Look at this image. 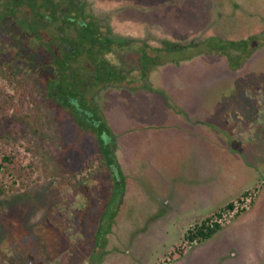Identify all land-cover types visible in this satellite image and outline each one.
<instances>
[{
	"label": "rangeland",
	"instance_id": "obj_1",
	"mask_svg": "<svg viewBox=\"0 0 264 264\" xmlns=\"http://www.w3.org/2000/svg\"><path fill=\"white\" fill-rule=\"evenodd\" d=\"M83 1L96 22L109 25L123 41L136 38L145 42L148 57L159 55L160 61L183 57V62L189 63L186 77L172 76L175 70L167 71L162 84L182 89L176 87L170 92L173 99L174 95L176 99L183 94L186 96L187 89L196 85L197 80H191L192 71L203 77L212 72L216 60H220L216 55H201L202 46L192 48L187 46L188 42L196 41L198 45L213 36L229 41L243 38L241 33L245 31L257 33L262 26L258 17L251 19V15L264 12V0ZM221 13L223 17L219 16ZM233 13L249 15L250 23L244 18L239 25L238 21L231 22L228 15ZM236 25L240 33L233 31ZM22 41L11 23L0 24V188L4 189L0 196V264H89L94 260H99L100 264H168L174 257L171 254L185 251L179 249L185 236L174 249L180 241L185 220L174 213L165 216L170 209L149 199L157 194L156 190L149 191L145 179L148 170L145 171L142 160L146 139L160 130L161 124L167 121L164 120L166 116L159 115L160 111L152 107V101H143L142 96L123 97L122 101L116 98L113 101L106 96L102 101L106 127L109 125L104 109L112 103L116 120L121 127L127 128L118 134L123 138V147L116 151V157L121 173H127L123 182L130 189L124 190L123 186L119 194L115 188L114 196H111V184L116 182H111L110 171L101 164L99 145L94 137L96 132L78 129L68 112L47 97L46 77L24 60L29 56L36 62L40 55L26 50L22 57L21 52L25 50ZM167 41L180 46L167 52ZM217 45L220 43L214 41L213 46ZM138 47L139 44L134 43L124 50L113 48L108 59L123 69L137 71L141 60ZM191 55L192 59L187 58ZM239 71L241 73L235 74L229 84L225 85L223 81L216 87L214 97H211L212 101L220 97L222 103L229 104L220 106L217 119L238 117L240 111L235 108L238 109L240 102L243 118L252 120L256 117L257 112L249 108L264 113V47L253 52L237 69ZM157 75L150 76L154 86L150 82L149 85L153 91L160 89ZM131 78L135 81L129 82L127 75L122 85L140 90L144 80L139 82L135 74ZM15 80L21 84L18 93L14 90ZM117 88L122 92L126 90L123 86ZM256 91H261L260 100L255 96L250 101ZM4 103L10 106L5 107ZM167 104L178 110L171 100ZM205 104L210 103L207 100ZM246 104L249 108L246 107L245 113ZM257 104L261 106L256 107ZM116 146L118 148V142ZM259 146L255 142L248 144L244 154L259 149ZM4 156L13 157V163H3ZM241 158L244 161L243 154ZM260 162L253 155L247 161V172L253 165H258L254 163ZM230 169H238V166L232 165ZM255 203L252 211H246L248 214L241 221L243 230L235 239L241 245L243 255H250L253 247L259 245L264 249V192ZM198 221L191 223L185 234ZM98 229L108 232L107 242L100 251L99 244L95 249Z\"/></svg>",
	"mask_w": 264,
	"mask_h": 264
},
{
	"label": "crops",
	"instance_id": "obj_2",
	"mask_svg": "<svg viewBox=\"0 0 264 264\" xmlns=\"http://www.w3.org/2000/svg\"><path fill=\"white\" fill-rule=\"evenodd\" d=\"M216 57L220 60H216L213 71L208 72V75L202 77L196 71L190 73L191 80L195 79L197 83L192 89H187L186 96L183 94L177 99L175 95L173 99L170 92L178 86L162 83L167 78V71L175 70L172 76L188 74L185 70L189 67V63L168 64L159 71L158 85L175 103L177 107H174L178 111L169 107L160 94L147 89L134 92L124 89L125 92L110 90L105 95L113 101L115 98L122 101L123 97L128 99L130 96L132 98L142 96L143 101H152V107L159 109V115L166 116L163 118L167 121L161 124L160 130L146 139L142 160L145 171L148 170L145 179L149 191L156 190L157 194L149 199L159 201L161 205L170 209L165 216L174 213L184 217L180 241L174 249L180 246L187 227L194 221L216 212L245 191L256 188L257 198L248 210L252 211L260 193L264 192V113L257 108H249L246 104L245 113L249 108L257 114L252 120L243 118V106L240 102L238 109L235 108L236 111H240L238 117L228 116L217 119V110L220 106L229 104L222 103L220 97L212 101L211 97H214L216 87L222 85L223 81L225 85L229 84L235 74L238 75L241 71L232 72L226 59L221 58L220 55ZM256 92L250 101H253L255 96H259L260 100L261 91ZM184 97L187 99L185 100ZM207 100L210 103L208 105L205 104ZM110 106H106L104 112L109 128L117 136V151H121L123 138L118 137V134L127 128L121 127L116 120L112 103ZM259 106L261 105L257 104L256 107ZM133 121L139 123L136 119ZM149 127L153 128L152 125ZM128 129L132 130L130 126ZM254 142L260 144L259 149L244 154L246 146ZM242 154L244 161L241 158ZM253 155L261 162L254 163L258 165H253L254 167L247 172V161H250ZM232 165L238 166V169H230ZM126 174L125 172L124 175ZM126 189L127 191L130 189L128 184ZM147 198L148 196L146 200ZM247 214L244 212L238 216L232 224L224 226L209 240L180 254H173L174 257L168 264H264L263 247L260 245L253 247L251 253L247 252L250 255H243L241 245L235 240L239 236L238 232L243 230L241 221Z\"/></svg>",
	"mask_w": 264,
	"mask_h": 264
},
{
	"label": "trees",
	"instance_id": "obj_3",
	"mask_svg": "<svg viewBox=\"0 0 264 264\" xmlns=\"http://www.w3.org/2000/svg\"><path fill=\"white\" fill-rule=\"evenodd\" d=\"M3 1V2H2ZM55 1H57L59 4H55ZM67 1V2H66ZM22 5L25 7V9H28L27 11H25V17H27V19L21 20L20 23V30H21V34L20 36L23 38V44H24V48L21 54L22 57H24V53L23 51L28 53H37L40 56L39 60L35 61H31L29 56H25L24 60L26 63H31V66L34 67V70L37 72H40L41 75L45 76V87H46V94L47 97H49L50 99L53 98V88H57V90L62 91V93H68L70 94L72 91H75L74 87L69 88L72 90H68V87H64V79H63V73H64V67L66 64H64L63 60H59L58 58L56 59H52L50 61V59L48 58V51L50 50V42L52 40V37L48 35V33L50 32V28H51V14H50V8L55 9V12L57 13V9L55 8V6H60V3L63 2L65 4V6H67L68 0H0V9H1V3H5L4 7H6V9H10L11 7H15L17 5V3H21ZM233 2V1H232ZM229 4V3H228ZM255 4V3H254ZM55 5V6H54ZM71 5V3L68 4V6ZM230 5V4H229ZM234 5V3H233ZM235 7H238V5H235ZM264 9V6H263ZM10 10H5L1 11L0 10V21H2L3 18L5 17H9ZM234 14V15H233ZM230 16V21L231 22H237V25H239L240 20H246V23L251 19H255V17H258V22L261 23V29H259V32L257 33H248V31L242 32L241 34H244V37H237L236 39L233 40H225L221 37H208L207 39L200 41L198 43V45H196V41L195 42H188L187 46L192 47V48H198L200 46H202V51L199 52L201 55L205 54V55H222L226 58V61L229 64L230 69H232L233 71L237 70L242 63L248 59V57L255 51L261 50L262 47H264V12L254 15L251 17L253 18H249V15H244V14H240L237 15L235 13H233ZM27 15V16H26ZM220 17H223V14H219ZM91 17V16H89ZM88 17V18H89ZM249 21V23H250ZM243 22V21H242ZM67 23V22H64ZM84 23V21H83ZM247 25H250V24ZM87 31H88V38H87V46H88V53H89V57H91L92 62H96L99 58L98 56L100 54L103 53V51H105L106 49H109L110 45H112V42L110 40H107L104 37H99V27L94 25L93 22L91 21H87ZM244 26L246 25L245 23H243ZM236 25V30L235 28L233 31L235 33H240L239 31V27ZM58 27V26H57ZM59 29V33H62V29ZM250 29V28H249ZM248 29V30H249ZM58 33V34H59ZM248 33V34H246ZM246 35V36H245ZM57 39V38H56ZM219 42L220 45H217L216 47L213 46V42ZM132 43L128 42V41H120L119 42V49H124L125 47L130 46ZM178 44H174V43H170V42H166L165 43V49L167 52H170L172 49L177 48ZM187 46H181V48H186ZM146 46H140L138 47V53L140 54V68L138 69L140 73V79L144 80V84L147 88V90L153 91V89L150 88L149 85V80L147 78V74L146 73H150L151 76L153 73H158L156 72V66H158L159 62L161 66H166V64H175V65H179L180 63H182L183 57L181 59H176V60H166V59H162V61H160L161 59H158L160 56L158 55V57H156V55H154L155 57H148L146 54ZM158 49V48H157ZM77 54H80V47L77 49ZM197 55V54H196ZM195 55V56H196ZM199 55V54H198ZM186 57V56H185ZM41 58V59H40ZM187 58L192 59V55L191 56H187ZM166 60V61H165ZM54 67V74L51 76L48 75V73L45 71L47 70V68L49 67ZM155 68V69H154ZM137 70V71H138ZM155 70V72H154ZM45 73V74H44ZM123 71L120 72H116L113 76H111L110 80L107 81V83L110 82L109 87H125L124 85H122V82H125L126 80V76L123 74ZM55 77V78H53ZM59 77V78H57ZM106 79V78H105ZM150 79V77H149ZM15 87L14 90L16 93L19 92V88L18 86H21L20 82L18 80H15ZM61 86V88H60ZM25 92H27L26 89H24ZM156 93L160 94L166 101L167 103H170V98L169 96L161 89L155 91ZM73 93V92H72ZM12 97V96H10ZM73 100V99H70ZM66 100H62V104L61 106L65 107L69 102ZM83 103H85L83 101ZM4 106H10V104L4 103ZM83 106L85 107V105L83 104ZM76 108V107H75ZM88 111L93 110V113H96V109H89L87 108ZM77 110H71V114L72 117L75 120V124H78V129H80L81 131H87V132H96V136H94L98 142L99 145V153L101 156V164L102 166H105L111 173V182L112 180H114V185L111 184V189H112V194L110 192L111 196H114V189L118 188L117 191H119V194L122 193L123 191V186H124V179L121 175V172L118 168V165L116 164L115 161V157L112 154V148L110 145H108V141L110 140V131L108 129V127H106V125L104 124V121H101L98 127H94V126H90L87 125L85 120H82L81 117H79L78 115H76ZM178 111V110H177ZM180 113H182V111H179ZM88 113V112H86ZM95 116V115H94ZM81 123V124H80ZM79 125H81V127H79ZM83 126V127H82ZM105 126V129H104ZM112 134V133H111ZM113 136V139H115L114 135L112 134L111 137ZM2 162L3 163H13V157H8V156H4L2 158ZM115 175V176H114ZM4 193V189L0 188V196L3 195ZM123 195V194H122ZM222 208V207H221ZM221 208H219L217 211H219ZM217 211L215 213H217ZM64 228V227H62ZM223 227L221 226H213V227H209L207 225V222H203L202 226H200L198 229H196V231L188 234L185 239L189 240V241H193L196 240L198 242V244H201L207 240H209L210 238H212L218 231H220ZM59 229V228H58ZM60 230V229H59ZM58 230V231H59ZM61 231V230H60ZM62 233V232H61ZM108 232L104 231L101 232L100 229L97 230L96 236L97 240H96V245H95V249H98V244L100 243V247H99V251L102 250V248L105 246L107 239L105 238V236L107 235ZM61 235V234H59ZM181 249V247L179 248ZM178 249V251L180 252V250ZM101 255V252L99 253ZM176 254V253H175ZM178 254V253H177ZM180 254V253H179ZM101 257V256H100ZM172 257V254H171ZM99 258V257H98ZM91 264H100L99 260H94V261H90ZM89 263V264H90Z\"/></svg>",
	"mask_w": 264,
	"mask_h": 264
},
{
	"label": "flooded vegetation",
	"instance_id": "obj_4",
	"mask_svg": "<svg viewBox=\"0 0 264 264\" xmlns=\"http://www.w3.org/2000/svg\"><path fill=\"white\" fill-rule=\"evenodd\" d=\"M68 2L71 3V5L68 6L69 3H67V6H65L63 2L60 3V6L54 5L57 9V13L55 12L54 7L50 8L52 23L48 35L52 37V40L49 44L50 50L48 51V58L50 59V61L56 58H58L59 60L62 59L64 61L63 63L66 64L63 73L64 87H68V90H72L69 88L74 87L75 91H72L73 93L71 92L70 94H68L67 92L62 93V91L57 90V88L54 87L52 92L53 98L50 100L56 106L66 110L74 124L75 120L72 117L70 111L76 109V115L81 117L82 120H85L87 125L98 127L100 122L103 121L102 101L106 99L105 95L110 90L116 92L120 90L117 87H109L111 85L110 82L107 83V81L110 80L111 76H113L116 72L123 71V74L125 76H130V79H128L129 82L131 79V81H135V79L131 78V76L134 74L139 77L140 82L141 72H139V70L135 71L133 69H123L119 64H116L114 61L109 60L108 55L112 53L113 48L119 50V42L123 41V39H120L118 36H116L109 25L105 26L103 24L97 23L98 21L96 22L95 16L88 13V8L86 7V4L83 0H68ZM4 4L5 3H1L0 10L4 12L5 10H10V16L8 18H3L2 21H0V24L4 22L11 23L13 27L18 30V34H21L19 25L21 23V20L27 19V17H25V11H27L28 9H25V7L22 5V2L17 3L15 7H11L10 9H6V7H4ZM55 4L59 3L55 1ZM87 21H92L94 25L99 27V37H104L112 42V45H110L109 49H106L102 54L98 56L99 59L96 62H92L91 57H89L88 53ZM59 27L60 29H62V33H59ZM131 41L133 44H139L140 46L146 45V43L141 39L134 38L130 39V41L128 42ZM79 47L80 54L78 55L77 49ZM54 67L51 66L47 68L49 70L47 72L49 76H52L54 74ZM164 67L165 66L158 65L156 66V69H154L158 70L159 73V71H161ZM150 73H146L147 78L150 82V85L154 86L152 84L153 82H151L149 79V77L151 76ZM123 88H126V90L130 92H134L137 90H132L129 88V86H125ZM139 89L146 90L147 88L143 83ZM152 92L156 93L155 91ZM62 100H70V102L65 107H63L61 106V104L63 103ZM83 101L85 103H83ZM83 104L85 105V107L83 106ZM87 108L96 109V113H93V110L88 111ZM76 126H78V124ZM79 127H81V125H79ZM108 129L115 137V139H113V136L111 137L112 134H109L110 140L108 141V145L111 146L113 152L112 154L114 155L116 164L118 165L116 157V151L118 149L116 146L117 136L111 131L109 127ZM121 175L122 177L125 176L122 173ZM124 190H126L125 184Z\"/></svg>",
	"mask_w": 264,
	"mask_h": 264
},
{
	"label": "built area",
	"instance_id": "obj_5",
	"mask_svg": "<svg viewBox=\"0 0 264 264\" xmlns=\"http://www.w3.org/2000/svg\"><path fill=\"white\" fill-rule=\"evenodd\" d=\"M257 189L252 188L245 191L243 194L238 196L237 198L231 200L229 203L225 204L217 213H212L204 218L199 219L198 222L194 223L190 226L185 234V237L196 231L200 226H202L203 222H207L209 227L213 226H227L238 216L246 212L251 208L254 201L257 198ZM198 245L196 240L189 241L184 238L183 243L181 244L182 250H189L194 246Z\"/></svg>",
	"mask_w": 264,
	"mask_h": 264
}]
</instances>
